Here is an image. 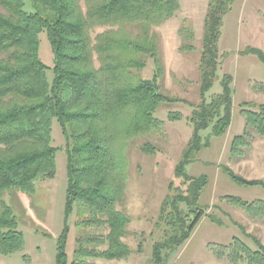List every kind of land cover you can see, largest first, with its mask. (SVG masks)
I'll return each instance as SVG.
<instances>
[{
	"label": "trees",
	"instance_id": "trees-1",
	"mask_svg": "<svg viewBox=\"0 0 264 264\" xmlns=\"http://www.w3.org/2000/svg\"><path fill=\"white\" fill-rule=\"evenodd\" d=\"M234 2L208 0L199 60L201 102L189 118L192 137L174 170L185 190L175 189L162 203L159 219L166 229L163 239L153 244V264H167L207 215L199 204L207 178L188 175L187 167L210 146L211 138H204V131L211 128V136H223L233 122V77L223 76L221 93L212 95L211 101L207 95L219 79V43ZM179 9L180 0H0L1 256L25 246L16 210L5 195L32 197L38 182L57 175L54 121L66 140V220L79 204L91 218L87 225L97 223L109 230L104 237L108 248L85 255L106 261L130 255L122 240L130 220L118 210L128 180L125 149L135 137L161 129L163 122L155 114L163 103L179 101L161 91L165 65L155 33ZM97 28L107 29L94 37ZM41 35L51 45L52 68L40 58ZM179 35L180 52L196 51L195 30L188 20ZM246 53L264 63L262 50L249 48ZM149 59L155 67L153 78L142 79L140 72ZM256 108L243 111L246 130L251 126L264 135V105ZM169 117L178 119L174 113ZM142 151L151 154L155 148L147 143ZM226 170L238 183L264 187L263 182L247 181ZM68 234L66 223L56 264H68ZM253 239L259 250L235 241L226 248L231 264H264V245Z\"/></svg>",
	"mask_w": 264,
	"mask_h": 264
},
{
	"label": "rangeland",
	"instance_id": "rangeland-1",
	"mask_svg": "<svg viewBox=\"0 0 264 264\" xmlns=\"http://www.w3.org/2000/svg\"><path fill=\"white\" fill-rule=\"evenodd\" d=\"M207 9L208 0H180L179 11L155 28L165 65V76L159 81L161 91L179 101L163 103L155 114L163 122L161 129L135 137L125 149L128 180L118 210L130 220L127 235L122 239L131 250L130 255L119 261L85 255L90 250L101 252L108 248L104 237L109 230L105 225L98 227L97 223L87 225L91 218L79 204L66 220V140L54 121L52 137L53 146L58 149L57 175L52 180L38 182L32 197L5 195V201L16 210L25 246L12 255H0V264H56L58 240L66 223L68 264L84 260L87 264H153V244L163 239L166 229L159 219L162 203L175 189L185 190L182 180L175 178L174 170L192 137L189 118L201 102L199 60ZM185 20L195 30L194 52L179 51L182 44L179 29ZM105 29L97 28L93 36ZM40 40V58L52 68L51 45L44 35ZM219 47V79L207 99L211 101L212 95L221 93L220 80L224 75H231L233 122L223 136H211V128L202 133L204 138H211L210 146L200 152L196 163L188 165L187 173L207 178L199 202L207 215L167 264H231L226 248L234 241L259 250L253 241L256 237L264 245V187L238 183L226 170L231 169L247 181L264 183V135L251 126L246 130L247 115L243 112L257 111L256 107L264 105V63L246 53L249 48L264 52V0H235L224 19ZM154 71L153 61L149 59L140 77L152 79ZM48 77L51 81V71ZM170 113L178 119H171ZM147 143L155 148L154 153L142 151Z\"/></svg>",
	"mask_w": 264,
	"mask_h": 264
}]
</instances>
